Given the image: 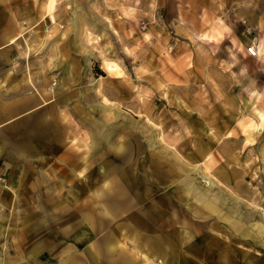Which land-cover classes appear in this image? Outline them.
Listing matches in <instances>:
<instances>
[{"label":"rangeland","instance_id":"obj_1","mask_svg":"<svg viewBox=\"0 0 264 264\" xmlns=\"http://www.w3.org/2000/svg\"><path fill=\"white\" fill-rule=\"evenodd\" d=\"M0 2L20 54L45 56L50 99L83 109L67 117L110 108L132 135L202 153L220 264H264V0Z\"/></svg>","mask_w":264,"mask_h":264},{"label":"crops","instance_id":"obj_2","mask_svg":"<svg viewBox=\"0 0 264 264\" xmlns=\"http://www.w3.org/2000/svg\"><path fill=\"white\" fill-rule=\"evenodd\" d=\"M15 16L0 2V264H220L202 153L132 135L110 108L67 117L83 109L50 99Z\"/></svg>","mask_w":264,"mask_h":264},{"label":"built area","instance_id":"obj_3","mask_svg":"<svg viewBox=\"0 0 264 264\" xmlns=\"http://www.w3.org/2000/svg\"><path fill=\"white\" fill-rule=\"evenodd\" d=\"M246 54L251 58H257L256 49L253 47H249L246 49ZM2 181V180H1Z\"/></svg>","mask_w":264,"mask_h":264}]
</instances>
